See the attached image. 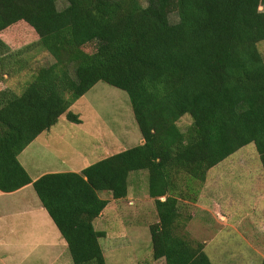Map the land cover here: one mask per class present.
Listing matches in <instances>:
<instances>
[{
  "label": "trees",
  "instance_id": "trees-1",
  "mask_svg": "<svg viewBox=\"0 0 264 264\" xmlns=\"http://www.w3.org/2000/svg\"><path fill=\"white\" fill-rule=\"evenodd\" d=\"M57 1L0 0V56L27 26L53 60L0 92V192L31 185L72 264H106V233L93 225L108 206L99 193L126 199L129 175L146 171L152 260L211 264L186 232L185 204L248 145L264 171V0H65L62 10ZM2 59L3 81L11 72L2 74ZM97 83L127 94L143 143L32 181L18 156L60 117L79 125L70 108ZM184 116L191 124L182 131Z\"/></svg>",
  "mask_w": 264,
  "mask_h": 264
},
{
  "label": "rangeland",
  "instance_id": "rangeland-1",
  "mask_svg": "<svg viewBox=\"0 0 264 264\" xmlns=\"http://www.w3.org/2000/svg\"><path fill=\"white\" fill-rule=\"evenodd\" d=\"M141 3L145 5V0H141ZM65 6V0L57 1L59 10ZM259 11L264 12V4ZM14 30V41L8 45L11 48L0 56L6 66L2 69V74L11 72V78L4 76L3 81L0 79V92L2 89L15 90L16 85L24 78L22 74L28 70L29 74L30 68L37 69L53 64L51 57L36 46L38 38L30 28L18 26ZM259 50L264 58V42L259 45ZM28 74L25 76H29ZM70 111L79 116V125L68 122L62 116L49 133L42 135L37 139L38 143L28 148L24 163L30 175L34 176L48 169L55 173H66L65 171L72 169L88 167L112 154L136 146L141 138L127 94L104 83L94 85L72 105ZM190 124V117L184 116L177 126L184 131ZM39 142L44 151L39 148ZM31 161L35 164L34 167L31 166ZM256 164H259V160L254 146L248 145L210 173L212 188L219 190L220 200H217L223 202L221 205L227 203L226 209L230 210L224 215L229 216L230 222L236 224L242 216L246 219L242 222L243 227L239 232L248 242L242 243L232 230L216 229L209 223L210 215L199 212L189 223L188 231L196 237L200 232L207 237L206 241H210L205 252L211 264H261L264 261V183L257 177ZM242 168L247 171L240 172ZM128 184L126 199L114 201L110 195L99 193L101 199L108 201V206L103 214L101 213L103 217L96 219L93 225L97 231L106 233V237L100 240L105 262L165 264L164 261L152 260L149 226L157 222V216L153 203L148 199L147 172L131 173ZM28 190L35 198L32 189ZM229 198L231 200L227 201ZM4 199L9 201L10 197L5 195L2 200ZM211 199L216 201L213 197L209 200ZM185 205L189 207L188 212L191 214L190 205ZM244 212L246 216L243 215ZM200 224L204 229L200 230ZM236 226L238 227V224ZM195 228L197 230H194ZM211 233L216 235L211 237ZM48 264L69 262L64 260L60 253L56 261Z\"/></svg>",
  "mask_w": 264,
  "mask_h": 264
},
{
  "label": "crops",
  "instance_id": "crops-1",
  "mask_svg": "<svg viewBox=\"0 0 264 264\" xmlns=\"http://www.w3.org/2000/svg\"><path fill=\"white\" fill-rule=\"evenodd\" d=\"M57 125V124H56ZM51 131V129H50ZM50 131L41 134L38 136L22 153L18 156V160L22 167L26 170L32 181L37 180L39 177L45 175L47 172H53L51 170L44 171L43 173L36 174L34 176L30 175L24 161L27 159L25 154L29 151V147L34 145L37 142V139L40 138L42 135L49 133ZM143 143L142 139L140 138L137 145H141ZM39 142V148L43 150L42 144ZM44 144V143H43ZM136 145V146H137ZM114 155V154H112ZM34 161V160H33ZM31 161V166L34 167V163ZM221 164V163H220ZM219 166V165H218ZM216 166V167H218ZM76 167V166H72ZM87 167V166H86ZM81 167L79 169H72L68 172L79 173L84 168ZM212 168L207 175L205 184L198 196L196 203L189 204L190 209L192 210V218L189 223L192 221L196 214L199 212L203 213L204 215H210L209 223L215 227L216 229H229L232 230L235 234L238 235L240 241L244 244H247L242 237V234L239 232V229L243 227L242 222L246 221L244 217L238 219V227L236 223H231L230 218L226 214V212H230L229 209H226V205L223 204L220 200V195H218L219 190L213 189L210 183V173L213 169ZM240 172H245V168ZM235 172V170L233 171ZM50 174V173H47ZM252 173H249V175ZM256 174L258 179L264 183V171L261 168L260 163L256 164ZM246 175V174H244ZM131 177V174L128 177ZM129 188V184H128ZM28 189L33 188L31 185L23 187L18 191L13 193H2L0 192V264H46L47 262H54L56 261L58 255L61 253L62 258L68 260L69 264H72L69 254L67 252V247L65 242L61 239L55 225L53 224L52 220L46 213V211L40 205L38 198L35 196L33 198L32 194H30ZM29 192V193H25ZM34 192V191H33ZM24 193V194H22ZM5 195L10 197L9 201L5 199L2 200ZM20 195V196H17ZM25 195V196H24ZM210 197H213L216 201L209 200ZM215 197V198H214ZM218 198V200H217ZM148 199L151 203L152 200ZM231 200L230 198L227 200ZM237 200V198H236ZM2 201H4V205L2 206ZM161 201H164V198H161ZM231 203V202H230ZM230 208V207H229ZM103 214V213H102ZM101 214V218L103 215ZM203 214H201L203 216ZM243 215L246 216L245 212ZM204 218V216H203ZM201 222V220H200ZM186 228V232L188 233L191 239L199 241L200 243L204 244V252L206 247L208 246L209 240L206 241L207 237L199 234L196 237L195 234H191L188 231V225ZM198 223V222H197ZM202 223V222H201ZM204 229V227L200 224V230ZM194 230H197L196 228ZM242 232V231H241ZM245 234L244 232H242ZM216 235L215 233H211V237ZM44 252H41V250ZM103 251V250H102ZM258 253L257 251L255 254ZM51 254L49 257L46 256ZM206 254V252H205ZM234 254V253H233ZM104 255V252H103ZM207 255V254H206ZM235 255V254H234ZM257 255V254H256ZM208 257V256H207ZM47 263V264H48Z\"/></svg>",
  "mask_w": 264,
  "mask_h": 264
}]
</instances>
